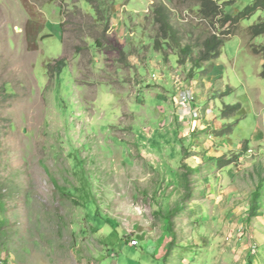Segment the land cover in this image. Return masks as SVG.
<instances>
[{
  "label": "rangeland",
  "instance_id": "obj_1",
  "mask_svg": "<svg viewBox=\"0 0 264 264\" xmlns=\"http://www.w3.org/2000/svg\"><path fill=\"white\" fill-rule=\"evenodd\" d=\"M91 1L0 0V264H264V10Z\"/></svg>",
  "mask_w": 264,
  "mask_h": 264
},
{
  "label": "trees",
  "instance_id": "obj_2",
  "mask_svg": "<svg viewBox=\"0 0 264 264\" xmlns=\"http://www.w3.org/2000/svg\"><path fill=\"white\" fill-rule=\"evenodd\" d=\"M90 3H93L91 0H88ZM199 7H200V14L202 15V18L204 20H213L218 18L222 14V7L219 4V0H195ZM264 10V0H254L251 5L246 6L242 11H240L237 15H225L222 18V26H228V27H237L239 23L243 20L249 19L253 15H255L258 11ZM166 8L164 6H157L154 10L155 15V21L159 25V32L161 37L164 40L171 39L175 32L173 31L172 27L169 23V18L166 14ZM63 27V26H62ZM249 32L252 37L256 38L259 36H264V20H261L249 27ZM224 36H230L232 35V32H230V29L227 30ZM97 47H100L99 40L95 41ZM224 41L222 38H220L217 35H211L208 38H206L202 44L203 49L200 51L199 56L197 57V62H195L194 68L200 66L198 62L204 63V62H212L215 59H217L220 56V50L223 46ZM187 49V48H184ZM183 49V51H184ZM252 54L256 56H260L262 60L264 61V46L261 47H253L252 48ZM264 67V65H263ZM65 68V61L64 59H60L56 62L55 66L51 67V72L54 74H60L62 70ZM262 76H264V69L262 72ZM240 108V106L234 105L231 107H228L226 112L223 113V116H227V112L232 113V111H237ZM231 161L227 164H230ZM262 181V180H261ZM260 181V182H261ZM261 193V185H258L256 188V191L254 193V201L253 206L249 212L250 216H257V205H255L259 198ZM5 211V206L3 203L0 202V215H2Z\"/></svg>",
  "mask_w": 264,
  "mask_h": 264
},
{
  "label": "built area",
  "instance_id": "obj_3",
  "mask_svg": "<svg viewBox=\"0 0 264 264\" xmlns=\"http://www.w3.org/2000/svg\"><path fill=\"white\" fill-rule=\"evenodd\" d=\"M193 99L194 98H193V94L191 91L185 90L179 93L178 99H177V105L180 107V110L182 113H184L185 111L192 110V107L190 108L189 105L192 104ZM188 116L189 118H191V117H195L196 114L194 112H189Z\"/></svg>",
  "mask_w": 264,
  "mask_h": 264
}]
</instances>
